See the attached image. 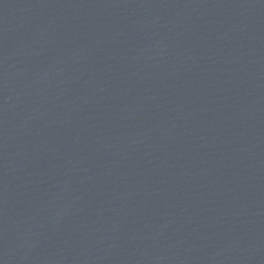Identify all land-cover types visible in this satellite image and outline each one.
I'll return each instance as SVG.
<instances>
[{
  "label": "water",
  "instance_id": "1",
  "mask_svg": "<svg viewBox=\"0 0 264 264\" xmlns=\"http://www.w3.org/2000/svg\"><path fill=\"white\" fill-rule=\"evenodd\" d=\"M0 264H264V0H0Z\"/></svg>",
  "mask_w": 264,
  "mask_h": 264
}]
</instances>
